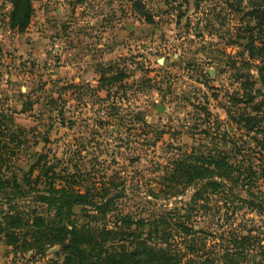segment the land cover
Here are the masks:
<instances>
[{
  "label": "rangeland",
  "instance_id": "rangeland-1",
  "mask_svg": "<svg viewBox=\"0 0 264 264\" xmlns=\"http://www.w3.org/2000/svg\"><path fill=\"white\" fill-rule=\"evenodd\" d=\"M32 1V21L19 32L10 26V1L0 0V114L13 120L0 128V178L20 185L35 167L25 197L6 202L11 188L0 185V220L12 205L53 221L55 206L32 198L35 185L50 195V188H63L114 196L106 218L91 206L73 207L78 226L113 228L119 215L151 220L191 200L194 188L158 193L177 160L223 151L247 166L262 147L253 138L262 140L264 122L249 132L241 120L255 116L258 105L263 116L261 61L243 66L245 77H238L249 61L250 34L248 22H231L227 0H201L199 8L196 0ZM248 73L253 78L245 83ZM240 190L264 205V177ZM194 214L200 228L213 223L217 237L262 233L264 244V212L249 204L233 200L214 222V209ZM147 230L145 223L140 231ZM5 236L0 226V264H64L59 246L37 254L7 246Z\"/></svg>",
  "mask_w": 264,
  "mask_h": 264
},
{
  "label": "trees",
  "instance_id": "trees-1",
  "mask_svg": "<svg viewBox=\"0 0 264 264\" xmlns=\"http://www.w3.org/2000/svg\"><path fill=\"white\" fill-rule=\"evenodd\" d=\"M9 1L12 7L10 26L14 30L24 32L34 15L33 1ZM200 2L201 0H196V8H199ZM244 2H247L246 6ZM227 3L229 16L233 17L231 22H248L245 30L250 34L248 43L245 44L249 61L244 60L238 77H245L244 68L248 67L252 60L261 61L258 75L264 87V0H227ZM145 17L153 22L152 17L147 14ZM210 21L211 19L208 20ZM242 29L243 26H239L235 30ZM248 77L245 83L253 78L250 73ZM112 79L119 80V76ZM250 97L251 100L255 98ZM260 106L262 105L257 106L255 116L241 119L245 121L249 132H254L256 127H260L264 122V112L262 117L259 116L262 111ZM12 121L11 116L0 114V128L3 123ZM262 131L264 133V128ZM253 140L262 147L253 149V156L250 161L247 160V166L244 162L229 161L223 151L217 154L200 152L177 160L173 164L174 170L166 177L164 190H159L158 193L179 195L194 188L190 202L181 200V207L164 209L160 214L155 213L151 220L142 219L135 222L130 216L119 215L113 228L78 226L72 218L73 207L79 205L91 206L101 217L106 218L115 211L114 196H110L111 194L104 197L96 194L95 197L90 191L80 194L69 193L63 188H50L49 191L54 194L50 195L38 190L35 185L30 191L32 198H36L40 203L53 204L56 211L54 220L48 221L37 210L25 214L14 211L15 206L11 205L9 212L3 214L0 220V226L6 234L5 244L11 247L19 245L25 251H36L37 254L44 253L48 247L59 246L60 251L66 254L64 264H264V244L260 238L262 233L253 235L252 232L242 231L234 234L227 231L221 232L217 237V233L211 231L214 224L210 222L209 226L200 228L201 220L195 218L194 214L202 212L201 217H204L208 211L214 209L215 214L211 220L214 222L216 212L227 210L233 200L264 212L263 204L243 198L240 190V185L242 188L249 187L264 177V136L262 140L257 137ZM11 152L10 149V155ZM188 158L194 162L186 164ZM40 162L41 160L38 161ZM34 171L35 167L30 173H25L20 185L17 182L12 185L11 180L7 181L6 177L2 176L4 178H0V185L11 188L3 199L11 202L18 195L20 198L25 197L26 182ZM37 182L38 179L35 183ZM33 189H36V192L32 193ZM213 196L218 198L215 206H211L210 202ZM97 198H100V201ZM222 216L220 215L219 219ZM224 216L226 221H229V214ZM133 223H136L134 230ZM145 223L149 230L141 232V226Z\"/></svg>",
  "mask_w": 264,
  "mask_h": 264
},
{
  "label": "water",
  "instance_id": "water-1",
  "mask_svg": "<svg viewBox=\"0 0 264 264\" xmlns=\"http://www.w3.org/2000/svg\"><path fill=\"white\" fill-rule=\"evenodd\" d=\"M159 62H160V63H164V59H161Z\"/></svg>",
  "mask_w": 264,
  "mask_h": 264
}]
</instances>
